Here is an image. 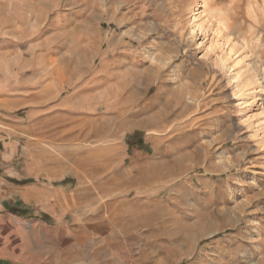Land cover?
I'll use <instances>...</instances> for the list:
<instances>
[{
	"label": "rangeland",
	"instance_id": "rangeland-1",
	"mask_svg": "<svg viewBox=\"0 0 264 264\" xmlns=\"http://www.w3.org/2000/svg\"><path fill=\"white\" fill-rule=\"evenodd\" d=\"M0 51L39 183L73 169L51 183L80 200L58 220L0 199V264H264V87L247 78L264 0H0Z\"/></svg>",
	"mask_w": 264,
	"mask_h": 264
},
{
	"label": "crops",
	"instance_id": "crops-1",
	"mask_svg": "<svg viewBox=\"0 0 264 264\" xmlns=\"http://www.w3.org/2000/svg\"><path fill=\"white\" fill-rule=\"evenodd\" d=\"M8 87L10 86L8 85L7 87H4L3 84H0V199L3 200H1V202L5 203V206L12 205L11 207H13V210L20 211V217L22 218L25 217L31 207H33L31 205L42 204L40 211L44 217H54L60 220L65 217L67 209L71 208L68 206L69 203H71L70 205H76L80 200L78 201L76 194L73 190L69 189L68 183L55 185L51 183V181L52 179L56 181H74L76 180V175L73 173L72 169L69 172L61 170L58 175H53L51 177V169L45 168L44 170L48 171V173L43 171L46 173V175L43 174L45 183H39L38 178L42 176L35 163H33L35 158L34 149L30 147H20L19 142H21V140L19 139L18 109L11 108L12 104L17 100L12 96L13 88ZM33 114L34 112L32 115ZM79 137L76 136L74 139L77 141ZM25 149L26 158L24 157ZM20 153L22 154L20 155ZM25 162L26 169H23ZM18 172H20V176L18 175ZM74 188L77 193L76 186H74ZM51 202H57L60 210H54L55 212L52 213V210L50 209ZM61 202H64L62 206L60 205ZM74 220L79 222L81 219L75 215ZM96 226L97 224L88 225L89 228H95ZM72 227L79 226L74 225ZM26 229L30 232V236L32 237L31 243L37 245L38 240L37 234L35 233L36 229L33 227H28ZM59 231L61 232L60 234L65 236L70 235L64 227H61ZM43 232H45L43 235L46 237L45 242L47 244L53 245L57 242L51 239L54 230L52 231L51 229H48L46 232V229H43ZM78 234H80L78 231L72 233L70 237L73 240H67L66 243L77 244L80 242L81 238L78 237Z\"/></svg>",
	"mask_w": 264,
	"mask_h": 264
},
{
	"label": "bare ground",
	"instance_id": "bare-ground-1",
	"mask_svg": "<svg viewBox=\"0 0 264 264\" xmlns=\"http://www.w3.org/2000/svg\"><path fill=\"white\" fill-rule=\"evenodd\" d=\"M205 11H206V2H202L201 3V6L198 8V9H196L195 10V14H194V23H193V29H194V32H200V33H202V32H204L205 30H206V28L204 27V23H201V18H202V16L204 15V13H205ZM228 12V14H230V11H227ZM219 22V24H223V22H222V20H220V21H218ZM223 26H226V24L224 23V25ZM213 33L216 35V34H219V31H218V29H216L215 31H213ZM232 35H233V33L231 32V31H228V33L225 35L226 37V39H227V44H229V43H231L232 45L230 46V47H232V48H236L237 46H239L238 48H244V49H246L249 45H247V43L246 42H242V41H240L239 39H232L231 37H232ZM139 40H140V38H138ZM230 45V44H229ZM228 45V46H229ZM241 46V47H240ZM154 52H149L148 53V57L152 60V62L153 63H158V61H157V58H155L154 57ZM223 60V59H222ZM161 61H163V59L161 60ZM259 61V60H258ZM160 62V61H159ZM260 62V61H259ZM258 62V63H259ZM247 73H249V76L247 77V78H249L248 80V82L250 83V85H252V86H255V85H257V84H260L262 87H264V78H258L259 76H260V73H261V75H263V77H264V73H262L261 71H259V70H257L256 68H255V66H253L252 64H249V67H248V72ZM251 73V74H250ZM240 78V76L238 77V79ZM246 78V79H247ZM245 80V79H244ZM242 87V86H241ZM240 87V88H241ZM242 89L243 88H241V90H239V92L240 91H242ZM245 103H248V102H245Z\"/></svg>",
	"mask_w": 264,
	"mask_h": 264
}]
</instances>
